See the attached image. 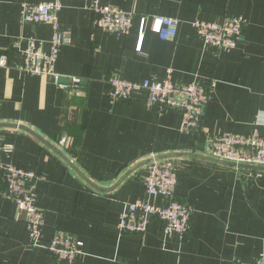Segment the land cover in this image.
Listing matches in <instances>:
<instances>
[{"label":"crops","instance_id":"1","mask_svg":"<svg viewBox=\"0 0 264 264\" xmlns=\"http://www.w3.org/2000/svg\"><path fill=\"white\" fill-rule=\"evenodd\" d=\"M24 1L51 0H0V55L8 58L0 66V135L14 144L1 159L37 174L44 223L34 242L24 210L2 196L0 171V264H62L45 248L56 232L83 242L74 264H264V167L236 166L210 152L221 133L257 129L264 136V0H101L132 13L126 35L97 27L89 0H60L58 26L66 40L53 70L62 82L79 77L76 86L18 69L26 39L47 51L54 32L47 22L20 21ZM155 14L179 19L174 38L152 31ZM227 17L245 20L230 51L204 44L191 25ZM168 68L177 83L214 81L193 131H181V111L159 108L146 89L126 100L109 97L111 76L160 81ZM152 156L173 162L175 199L193 209L184 236L166 233L157 217L143 233L118 228L128 203L165 202L145 190Z\"/></svg>","mask_w":264,"mask_h":264},{"label":"built area","instance_id":"2","mask_svg":"<svg viewBox=\"0 0 264 264\" xmlns=\"http://www.w3.org/2000/svg\"><path fill=\"white\" fill-rule=\"evenodd\" d=\"M89 7L96 15L95 24L107 32L126 35L131 31L133 15L121 8L103 4L101 0H89ZM61 8L60 0L39 3L22 2L20 21L22 23L47 22L52 24L54 32L47 51L43 45L29 37L27 45L21 49L23 62L18 69L25 74L51 75L54 81L64 86L80 84L79 77H65L53 70L59 47L65 42L66 34L59 29L57 12ZM146 19L141 18L137 49H141L144 39ZM245 20L240 17H227L221 23L200 19L192 21L197 37L204 44L214 45L230 51L236 47L241 28ZM180 21L174 17L155 14L152 16L151 29L160 39L174 38L179 30ZM21 38L14 39L18 46ZM7 54L1 53L0 66H7ZM172 69H167L166 77L160 81L144 79L140 82L130 81L117 76L110 77L109 97L113 100L129 99L138 89H146L150 102L161 109L181 111L180 130L189 132L200 125L204 108L209 99L208 86L198 82L177 83L172 80ZM63 139H60L62 143ZM14 144L4 142L0 135V171L3 174L5 189L2 196L14 201L25 213L26 230L35 242L41 235L44 223V211L38 203L35 181L39 178L32 170L18 166L11 160L2 161L1 155L10 156ZM212 157L236 166L248 165L264 167V136L257 129L248 134L221 133L213 138L210 150ZM143 182L149 197L161 195L165 202L161 205L149 201L128 203L119 216L118 228L121 233H143L151 217L159 218L166 233L184 236L189 229V219L193 209L190 205L175 199L176 174L173 162L152 156L146 165ZM83 242L63 232H56L45 245L47 251L62 264H74L82 253ZM261 264V263H258Z\"/></svg>","mask_w":264,"mask_h":264}]
</instances>
